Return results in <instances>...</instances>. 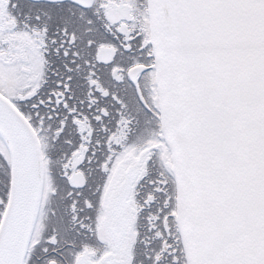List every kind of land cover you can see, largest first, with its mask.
I'll return each instance as SVG.
<instances>
[{
    "label": "snow or ice",
    "instance_id": "1",
    "mask_svg": "<svg viewBox=\"0 0 264 264\" xmlns=\"http://www.w3.org/2000/svg\"><path fill=\"white\" fill-rule=\"evenodd\" d=\"M0 264H264V0H0Z\"/></svg>",
    "mask_w": 264,
    "mask_h": 264
}]
</instances>
